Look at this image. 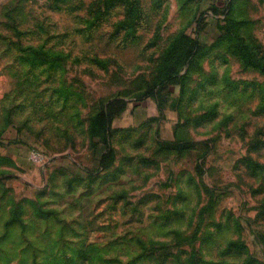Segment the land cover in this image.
<instances>
[{
    "label": "rangeland",
    "instance_id": "374dc122",
    "mask_svg": "<svg viewBox=\"0 0 264 264\" xmlns=\"http://www.w3.org/2000/svg\"><path fill=\"white\" fill-rule=\"evenodd\" d=\"M0 264H264V0H0Z\"/></svg>",
    "mask_w": 264,
    "mask_h": 264
},
{
    "label": "built area",
    "instance_id": "2783aa9c",
    "mask_svg": "<svg viewBox=\"0 0 264 264\" xmlns=\"http://www.w3.org/2000/svg\"><path fill=\"white\" fill-rule=\"evenodd\" d=\"M31 157L35 161H40L41 160V156L39 154H37V153H33Z\"/></svg>",
    "mask_w": 264,
    "mask_h": 264
},
{
    "label": "trees",
    "instance_id": "16d2710c",
    "mask_svg": "<svg viewBox=\"0 0 264 264\" xmlns=\"http://www.w3.org/2000/svg\"><path fill=\"white\" fill-rule=\"evenodd\" d=\"M106 111H107V109H106ZM108 115H109V114H107V113H106V116H107V121H108V118H109V117H108ZM105 120H106V118H105Z\"/></svg>",
    "mask_w": 264,
    "mask_h": 264
}]
</instances>
